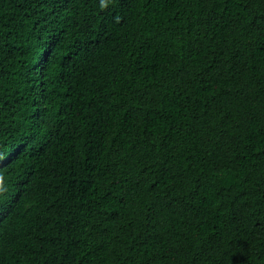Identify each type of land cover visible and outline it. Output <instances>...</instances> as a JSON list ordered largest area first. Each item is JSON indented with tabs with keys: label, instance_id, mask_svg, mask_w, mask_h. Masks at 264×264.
<instances>
[{
	"label": "trees",
	"instance_id": "1",
	"mask_svg": "<svg viewBox=\"0 0 264 264\" xmlns=\"http://www.w3.org/2000/svg\"><path fill=\"white\" fill-rule=\"evenodd\" d=\"M0 264H264V0H0Z\"/></svg>",
	"mask_w": 264,
	"mask_h": 264
}]
</instances>
